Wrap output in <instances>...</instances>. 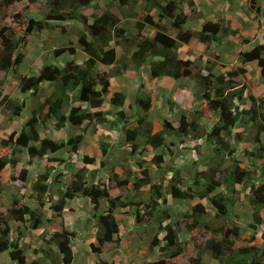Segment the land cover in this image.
<instances>
[{"label":"trees","instance_id":"16d2710c","mask_svg":"<svg viewBox=\"0 0 264 264\" xmlns=\"http://www.w3.org/2000/svg\"><path fill=\"white\" fill-rule=\"evenodd\" d=\"M93 1L47 0L45 18L29 17L23 23H20L19 19L17 26L0 23V73L20 75L19 70L24 60L23 54L18 53L20 46L26 43L27 36L34 29L52 28V24L57 21L82 20L85 28L79 31L78 43L87 55L83 63L72 59L62 64H46L35 74L19 76L21 93L38 95L46 82L51 86V92L32 108L31 117L20 131H13L10 137L1 140L4 149L11 148L12 153H4L0 148V175L7 166L15 168L18 165L20 157H17L16 153L22 148L28 151L29 165L35 158L64 162L62 157H50V154L64 150L75 155L80 153L85 134L76 133L68 139L42 135V130L49 124L61 130L69 125L80 127L87 121L94 124L97 130L96 124L119 129L134 122L133 128L125 129L127 145L133 152L141 146L144 151L152 153L151 166L171 173L168 183L165 182L164 174L154 181L149 166L142 164L139 165L142 166V175L133 179L121 177L114 167H111L104 170L107 175L104 181H89L88 164H95L98 157L86 153L83 155V165L72 174L66 189L51 203L50 209L61 217L68 201L77 197L88 198L96 211H99L102 202L106 201L107 210L98 214L96 242L90 244L91 251L97 256L122 245L116 211L135 205L132 215L137 224L145 229L154 225L157 228L149 248L154 250L158 247L164 256L158 261L145 264H205L200 252L190 253L187 258L183 254L185 243L177 240L179 225L185 226L190 234L189 239H196V231L204 228L208 233L206 245L218 264H264V249L255 242L257 232L264 226V142L258 136L264 132V94L259 99L255 95H249L251 107H242V101L246 99V86L238 79L247 74V65L256 62L259 81L264 86V42L240 51L238 56L241 64L236 68L227 72H215L213 63L202 66L201 61L197 64L191 57L180 58L177 55L178 48L189 44L194 36L210 48L214 43H220L227 35L237 34L238 29L224 27L214 20H208L201 24L199 29H194L188 25L189 16L178 0H115L123 17L135 19L136 34L131 41L127 30L121 24L120 16L109 5L101 14H95L92 22L89 21L82 9L90 6ZM190 4L194 6V0H190ZM256 11H261V8L257 7ZM154 13H157L158 19ZM173 30L175 34L171 33ZM122 40L131 41L133 49L125 50L120 55L113 42L120 43ZM188 50L193 54L194 49ZM66 52L74 55L76 49L62 47L54 51L57 57ZM100 65L111 66V69L100 70ZM130 66L136 69L149 68L152 78L195 79L199 82L205 107L202 111L194 110L190 116L183 111L177 125L171 117H167L160 130L154 131L152 125L142 129L147 125L146 120L151 117L154 108L151 94L146 98L141 97L139 92L144 86L139 85L134 103L143 113H138L135 119H131L126 109V94L111 90L113 76L122 74ZM106 103L110 104L112 109H103ZM26 104V98L8 95H4L0 100V106L8 110L12 118L21 116L27 108ZM172 104L176 105L177 101ZM213 114H218V121L213 129H210L201 122V118L207 115L212 117ZM245 115L250 116L252 122L257 125V139L261 141L255 151L245 150L248 166L243 165L237 158V146L231 141L235 136L236 126ZM169 132H176L181 137L192 135L198 140H204L212 149L207 167L200 170L196 166L200 153L198 147H195L197 158L194 168L189 171L191 182L184 176L182 166L175 165L174 161H166L165 150L174 155V142H169L167 138ZM114 146L112 142L102 141V157L107 156ZM255 158L258 163L253 161ZM252 162L255 164L252 165ZM164 163L166 167L163 166ZM100 164L105 166L106 161L101 160ZM53 168L56 169L55 166H46L45 171L40 172L32 182V196L38 202L36 208L22 202L17 195L5 211L0 202V254H6L7 264H28L23 239L28 227L36 230L43 223V208L48 199L52 198L49 180ZM258 172L261 173L260 176L257 175ZM28 173L30 167L20 171L21 181L27 180ZM55 181L60 182L58 177ZM130 183L135 190L149 188V201L135 203L124 199L120 194H112V190L129 186ZM238 185L248 187L247 197L251 206L248 214L252 221L247 223L230 218L231 209L236 203L234 196L238 193ZM169 199H196V202L183 213L181 223H178L179 221L172 219L169 209L163 207ZM226 219L228 222H225ZM246 224L254 233L249 239H242L241 233ZM14 229L17 237H13ZM160 230L164 232L163 237H159ZM75 236V232L69 230L62 222L61 227L48 239V243L54 244L56 249L52 247L36 250L39 256L34 258L32 264H73ZM262 238L264 239V230ZM237 241L240 245H237ZM92 264L121 263L99 258Z\"/></svg>","mask_w":264,"mask_h":264},{"label":"rangeland","instance_id":"374dc122","mask_svg":"<svg viewBox=\"0 0 264 264\" xmlns=\"http://www.w3.org/2000/svg\"><path fill=\"white\" fill-rule=\"evenodd\" d=\"M185 12L188 14V25L194 29H199L200 25L208 20L220 22L224 27H232L238 29L237 34H229L222 39L220 43H214L210 48L202 44L197 37H193L189 44L181 45L178 48L177 55L180 58L191 57L197 64L202 62V66L208 63L214 65L215 72H227L236 68L241 64L238 53L252 48L258 43L264 42V0H194L195 5L190 4V0H178ZM115 0H94L90 6L84 7L82 13L89 17V21H93L95 14H101L107 6H111L112 10L121 18V24L127 30L130 40L134 39L136 33L134 29L135 19L125 18L118 9V3ZM47 0H0V23L4 25L17 26L20 23L29 19V17L42 19L45 18L47 12ZM252 6H254L252 8ZM260 7L261 11L257 12L256 8ZM20 15V17H18ZM155 18L158 19L157 13H154ZM20 19V20H19ZM52 28L34 29L26 38V43L20 46L18 53L23 54V62L20 67V75L35 74L41 67L46 64H62L68 60H75L78 63H83L87 55L78 43L79 31L83 30L84 24L81 19L71 20L68 22H55ZM152 32V30L150 29ZM175 34V31H171ZM131 41L113 42L118 53L121 55L125 50L133 49ZM127 47H126V46ZM62 47H73L76 53L73 55L69 52L62 56H55L54 51ZM189 48L194 49L193 54L189 52ZM212 50L215 52L213 53ZM100 70L109 71L111 66L100 65ZM248 72L245 76H240L238 79L245 84V100L242 101V107L249 109L251 107V100L249 95H255L259 99L264 94V86L259 81V69L256 62L247 65ZM15 73H0V100L4 95L9 97L26 98L27 108L17 118H12L11 113L0 106V142L4 138L10 137L13 131H20L24 123L31 117L32 108L38 105L44 98L50 94L51 86L46 82L43 84L38 95L31 93L23 94L20 91V78ZM143 84V89L139 92L140 96L146 98L151 94L154 102V108L151 112V117L147 119L146 126H153L154 131L160 130L163 126V121L167 117H171L175 124L179 123L182 112L187 116L193 115L194 110H203L205 101L202 97V91L199 87V82L193 78L174 79L170 77L152 78L149 68L136 69L130 66L120 75H115L112 78L111 90L112 92L121 91L126 94V109L131 119H135L138 113H143L134 103L135 96L139 85ZM177 101L176 105H173ZM173 105V106H172ZM258 107V106H257ZM103 109H112L108 103L104 105ZM150 120V121H149ZM218 121V114L202 116L201 122L213 129L214 124ZM96 124V123H95ZM85 121L82 126L69 125L64 129H56L52 124L42 130V135H50L56 139H68L71 135L76 133L85 134V141L83 142L80 153L72 154L68 151L50 154V157H62L64 162L58 160H47V158H35L32 164H28L29 154L26 148L16 153L20 157L18 165L14 167L7 166L0 175V202L2 209L5 211L12 203L13 197L18 196L22 202L29 204L32 208L38 206V202L32 196V182L40 172L45 171L46 166H55L52 170L51 179L49 180L50 192L52 198H49L43 208L44 218L40 228L34 230L26 227V236L23 239V248L27 252L28 264H32L34 258L38 257L36 250L42 248L56 249L54 244H49L48 239L57 228L61 227L62 222L71 231H74L76 236L73 241V250L75 261L73 264H92L94 260L103 258L108 261H115L121 264H145V262H155L164 257L162 252L157 247L154 250L149 248V243L155 235L156 225L149 229L143 228L137 224L132 215L135 205L131 207L118 209L116 215L119 220L120 234L122 237V245L118 248L109 249L101 255H94L91 251L90 244L96 242L98 233V214L107 210V202L103 201L99 211L94 210L91 201L88 198L77 197L69 200L63 215L57 216L50 205L55 201L60 192L66 189L70 182L72 174L83 165V155L86 153L96 155L98 160L95 164H88L89 181H98L106 179L107 175L104 170L114 167L123 178H135L141 176L142 166H149L152 178L154 181L159 180L162 175H166V183L171 179V173L166 172L165 169L155 168L151 166L152 153L144 151L142 147L135 152L127 145L125 129L127 127L133 128L134 122L128 126H121L119 129H111L109 126L96 124L97 130ZM86 128L84 131L83 129ZM235 136L231 140L237 146V158L242 161L243 165L248 166V160L245 156V150L255 151L260 146L261 141L264 142V132L258 135L257 125L252 122L250 116L245 115L235 128ZM257 135L260 140L257 139ZM168 141H173L172 150L174 155H171L168 150H165L166 161H174L175 165L183 167L184 176L190 181L189 171L194 168V161L197 158L195 147H198L200 155L198 169H205L208 164V156L212 155V149L204 140H198L192 135L181 137L176 132L168 133ZM185 140V141H183ZM102 141L114 143V147L110 149L107 156L102 157L100 143ZM0 148L4 153H12L11 148L4 149L0 143ZM74 155L73 157L71 156ZM105 160L106 165L101 166L100 161ZM253 161L257 162V158ZM252 162V165L255 164ZM166 163V162H165ZM163 164L166 167V164ZM30 167V173L26 181H21L20 171ZM253 167V166H252ZM170 175V176H168ZM261 175L260 172L257 173ZM58 177L60 182L55 181ZM133 184L124 186L119 189L112 190L114 195H122L124 199H130L135 203H145L149 201V188H141L135 190ZM238 193L235 194L234 199L236 203L231 209L230 218L236 219L238 222L247 223L252 221L249 212L251 206L249 198L247 197L248 187L241 185L237 186ZM169 197V196H168ZM196 199L188 201H176L169 199L163 204V207L169 209L172 214V219L179 221L183 213L186 212ZM264 214V210H263ZM228 222V219L225 220ZM157 224V223H156ZM264 226L260 228L256 234V243L264 249V239L262 238V231ZM196 239H189L190 234L183 225H179L178 241L185 243L184 255L188 256L190 253H201L204 257L205 264H218V261L213 259L211 251L208 249L206 230L196 231ZM254 231L247 226L243 227L241 233L242 239H249ZM159 237L164 236V232H158ZM13 237H17L16 230L13 231ZM190 240L188 243H186ZM237 245L240 243L237 241ZM8 259L6 254H0V264H7Z\"/></svg>","mask_w":264,"mask_h":264}]
</instances>
